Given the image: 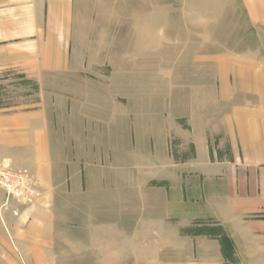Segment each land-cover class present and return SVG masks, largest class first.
I'll use <instances>...</instances> for the list:
<instances>
[{
	"label": "crops",
	"instance_id": "obj_1",
	"mask_svg": "<svg viewBox=\"0 0 264 264\" xmlns=\"http://www.w3.org/2000/svg\"><path fill=\"white\" fill-rule=\"evenodd\" d=\"M111 1L0 0V165L38 195L0 187V264H264V0L232 48Z\"/></svg>",
	"mask_w": 264,
	"mask_h": 264
},
{
	"label": "rangeland",
	"instance_id": "obj_2",
	"mask_svg": "<svg viewBox=\"0 0 264 264\" xmlns=\"http://www.w3.org/2000/svg\"><path fill=\"white\" fill-rule=\"evenodd\" d=\"M237 1L234 0H203V2H194L190 0H112L111 2H106L104 6L101 7L103 10L112 11L113 17L111 19H104V22H110L113 26L119 27L120 10L127 11V19L129 21V27L140 26L137 23L138 17L144 14V12L159 11V22L161 30L167 32V28L171 26L181 27L185 25H199V19L193 18H182V13L184 11L190 10H200L201 6L203 10H207V18L201 22L202 25L208 27L209 31L223 32L221 33V41L224 43L225 48H232L235 44L241 43H251V34L247 32V18L237 17L234 10L237 9ZM138 12V14L136 13ZM223 16H220V15ZM138 15V17H137ZM115 35L113 36V38ZM219 37V35H209L210 38ZM210 42V41H209ZM119 51H113L108 57L111 58L112 63L119 61ZM113 88L119 86V83L112 82ZM131 83H128L130 85ZM12 168V167H11ZM13 169V168H12ZM14 171H17L13 169ZM26 172V171H21ZM27 173V172H26ZM31 178V177H30ZM34 187V186H33ZM38 196V195H37Z\"/></svg>",
	"mask_w": 264,
	"mask_h": 264
},
{
	"label": "built area",
	"instance_id": "obj_3",
	"mask_svg": "<svg viewBox=\"0 0 264 264\" xmlns=\"http://www.w3.org/2000/svg\"><path fill=\"white\" fill-rule=\"evenodd\" d=\"M33 182L26 172L14 171L9 163L0 165V187L6 192L7 202L16 200L30 205L37 199Z\"/></svg>",
	"mask_w": 264,
	"mask_h": 264
}]
</instances>
